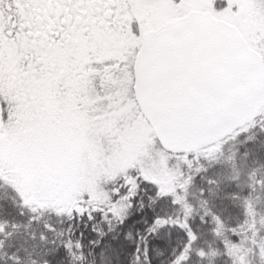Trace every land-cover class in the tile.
<instances>
[{"label": "snow or ice", "instance_id": "6c2138e0", "mask_svg": "<svg viewBox=\"0 0 264 264\" xmlns=\"http://www.w3.org/2000/svg\"><path fill=\"white\" fill-rule=\"evenodd\" d=\"M0 264H264V0H0Z\"/></svg>", "mask_w": 264, "mask_h": 264}]
</instances>
